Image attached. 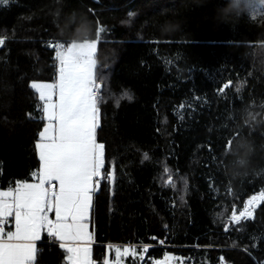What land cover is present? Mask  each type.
<instances>
[{"label":"trees","instance_id":"trees-1","mask_svg":"<svg viewBox=\"0 0 264 264\" xmlns=\"http://www.w3.org/2000/svg\"><path fill=\"white\" fill-rule=\"evenodd\" d=\"M226 2L0 6V190L33 181L40 169L35 146L46 119L30 85L57 79L56 43L93 42L103 29L97 142L104 176L115 179L96 192L95 264L112 245L137 247L141 264L166 254L187 264H264V203L252 219L231 220L264 188V12L254 6L252 16L222 23L216 9ZM245 110L255 119L246 121ZM242 140L252 151L237 169L229 150ZM36 264H68L66 252L44 246Z\"/></svg>","mask_w":264,"mask_h":264},{"label":"snow or ice","instance_id":"snow-or-ice-1","mask_svg":"<svg viewBox=\"0 0 264 264\" xmlns=\"http://www.w3.org/2000/svg\"><path fill=\"white\" fill-rule=\"evenodd\" d=\"M102 31H97L93 42L67 47L57 44V79L54 83L30 85L39 95L47 121L35 146L40 171L37 183L18 181L14 188L0 191V264H36V242L42 232L61 242L68 264H94L88 220L93 194L100 183L94 178L102 176L105 163L104 145L96 141L103 96L97 83L102 76L98 77L94 60ZM3 43L0 39V45ZM102 178L114 180L115 176L109 173ZM168 183H173L171 178ZM258 199H264V192L253 196L239 215L233 213L231 220L240 224L242 219L251 218ZM53 212L54 220L49 217ZM9 217L14 220L15 230L6 232ZM135 252V248H124L123 252L116 248L115 264H121L122 256ZM143 252H148V248Z\"/></svg>","mask_w":264,"mask_h":264},{"label":"clouds","instance_id":"clouds-1","mask_svg":"<svg viewBox=\"0 0 264 264\" xmlns=\"http://www.w3.org/2000/svg\"><path fill=\"white\" fill-rule=\"evenodd\" d=\"M254 6L259 7L261 12H264V0H227L223 7L216 9L215 18L222 23H228L229 17L240 18L244 15L252 16L254 13L251 9ZM244 118L246 121H252L255 119V116L245 110ZM241 149H244V151L242 152ZM251 151L252 145L247 140L238 142L235 149L229 150V154L235 158L232 162L234 167L237 169H246L249 163L248 156Z\"/></svg>","mask_w":264,"mask_h":264},{"label":"rangeland","instance_id":"rangeland-1","mask_svg":"<svg viewBox=\"0 0 264 264\" xmlns=\"http://www.w3.org/2000/svg\"><path fill=\"white\" fill-rule=\"evenodd\" d=\"M7 3H8V0H7ZM7 3H4V2H2V0H0V6H4ZM84 42H92V41L71 42V43L57 42V44H63L65 47H67V46H69L72 43L80 44V43H84ZM96 53H97V47H96V51H95V55H94L95 65L97 64L96 63V60H97L96 59ZM58 66H59V62H58ZM96 70L98 72L97 66H96ZM33 82H37V83H53V82H49V81H33ZM46 123H47V121H46ZM2 191H4V190H2ZM262 192H264V188L262 190L256 192L253 196L259 197ZM263 203H264V199H258L256 201V203H255L254 210H256L258 207H260ZM252 218H253V216L251 218H249V219H252ZM254 246L255 247L258 246V241H255ZM116 248H120L121 252H123L124 248H129V249L135 248V250H136L135 255L129 254V255L122 256L121 257V264H141L140 257L143 256V253L137 247H119V246H112V247L108 246L107 247L106 255L104 257V260L102 261V264H104L105 261H108V264H115V249ZM149 261H151L153 264H187L184 259L179 258L177 256H172L170 254H166L161 260L153 261V259L150 258Z\"/></svg>","mask_w":264,"mask_h":264},{"label":"crops","instance_id":"crops-1","mask_svg":"<svg viewBox=\"0 0 264 264\" xmlns=\"http://www.w3.org/2000/svg\"><path fill=\"white\" fill-rule=\"evenodd\" d=\"M56 45H57V43H56ZM96 63H97V60H96ZM96 66H97V64H96ZM96 141H97V130H96ZM98 143V142H97ZM37 152H38V150H37ZM38 157H39V154H38ZM104 161H105V156H104ZM40 164H41V162H40ZM104 165H105V163H104ZM39 171H40V169L35 173L36 175H34V179H33V181H31V182H28V183H37L38 182V174H39ZM101 173H102V176L100 177V178H94V180H99L100 182L102 181V177L104 176V171H103V169L101 170ZM54 183H56V182H54ZM100 184V183H99ZM0 191H2V190H0ZM97 192V191H96ZM96 192L93 194V207H92V209L90 210V213H89V220H88V230H89V232H91L92 234H93V241H92V243H91V248H92V260L94 261V259H93V246L94 245H96V240H95V235H94V232H93V210H94V204H95V198H96ZM49 217H50V219H55V213L53 212V213H49ZM14 231L15 230V227H14V220H13V218H11V217H9L8 218V223L5 225V231L7 232V231ZM48 238H50V237H48V235H47V233L46 232H42L41 233V239L39 240V241H42V240H46V239H48ZM54 239V238H53ZM55 240V239H54ZM39 241H37L36 242V244L39 242ZM55 241H57L58 243H59V245H60V241H58V240H55ZM112 246H119V247H130L129 245H124V246H122V245H112ZM111 246V247H112ZM66 256H67V253H66ZM37 257H38V254H37ZM37 259V258H36ZM94 264H95V262H94Z\"/></svg>","mask_w":264,"mask_h":264},{"label":"built area","instance_id":"built-area-1","mask_svg":"<svg viewBox=\"0 0 264 264\" xmlns=\"http://www.w3.org/2000/svg\"><path fill=\"white\" fill-rule=\"evenodd\" d=\"M56 43V42H55ZM55 43L51 42L50 45L51 46H55ZM98 65V64H97ZM97 83L101 85V88L103 89V85L101 83V81L99 79H97ZM99 94V93H98ZM256 209V208H255ZM238 215V214H236ZM253 216V215H252ZM59 244L57 241H55L53 238H48L46 240H42V241H39L37 243V248H38V253L42 252L43 249H44V246H48L49 248L54 246V245H57ZM153 261H156L155 258H152Z\"/></svg>","mask_w":264,"mask_h":264},{"label":"water","instance_id":"water-1","mask_svg":"<svg viewBox=\"0 0 264 264\" xmlns=\"http://www.w3.org/2000/svg\"><path fill=\"white\" fill-rule=\"evenodd\" d=\"M122 1H126V0H122ZM254 214H255V210L253 211V216H254Z\"/></svg>","mask_w":264,"mask_h":264}]
</instances>
